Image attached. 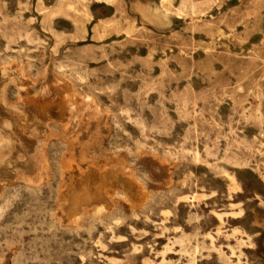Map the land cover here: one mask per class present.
Here are the masks:
<instances>
[{
  "label": "rangeland",
  "instance_id": "1",
  "mask_svg": "<svg viewBox=\"0 0 264 264\" xmlns=\"http://www.w3.org/2000/svg\"><path fill=\"white\" fill-rule=\"evenodd\" d=\"M183 1L0 0V73L12 59L49 84L63 61L86 70L112 113L90 156L127 158L153 195L144 208L122 200L117 222L90 212L72 226L56 170L39 187L13 182L0 198V264H264V0H190L179 14ZM163 5L162 25L142 10ZM38 88L19 101L10 84L0 123L16 124L17 110L62 125L67 104ZM14 128L7 143L24 162L37 142ZM63 150L51 144L54 163Z\"/></svg>",
  "mask_w": 264,
  "mask_h": 264
},
{
  "label": "bare ground",
  "instance_id": "2",
  "mask_svg": "<svg viewBox=\"0 0 264 264\" xmlns=\"http://www.w3.org/2000/svg\"><path fill=\"white\" fill-rule=\"evenodd\" d=\"M162 7L161 10H147V12L157 14V21L160 25H162L167 18V14L164 12L168 13V10L164 8V5ZM188 8L194 11V6L190 3V0H184L177 12L179 14L183 13V11ZM132 32L133 28H130L126 34L129 36ZM59 38L61 37L59 36ZM57 68L58 70L55 73L60 77H58L53 84H49L43 81L45 76L40 77L38 75H33L26 62L24 63L20 60L12 59L3 63V66L1 67L0 101H2L3 104L7 101L6 91L10 84L16 85L19 91V101L21 100L24 91L28 92L36 86L39 87V90L37 89V91L42 99L59 107L67 104V114L64 113V115H61L62 125L53 126L44 121L35 112L33 120L28 121L21 112L19 113L15 110V113H17L15 114L17 117L15 121L16 124L10 123L9 125L6 122L0 123V198L4 196L9 184L17 181H24L28 186L39 187L40 185H43L44 182H50L53 176H55L54 170H56V174L59 175V192L57 201L55 200V202H57L58 208L61 212V220H66L70 224L73 223L72 226H78L81 221L92 212L95 217L94 221L103 222L106 218H110L117 222V220H119V213L116 212L118 203L124 200L126 203L128 202L130 204L132 209L144 208L150 202L153 195L151 191L148 190L145 180L138 175L133 164L127 158H124L116 152L103 160H98L96 157L90 156L91 153H89V151L92 148L91 146L97 141L102 129L109 125V119L112 117V113L103 104L101 98L91 90L90 85L92 84V81L89 79L90 75L86 70L81 69L79 65L70 64L67 61H63V64H59ZM18 121L24 125H19ZM30 122L31 125H29ZM14 126H17L18 129L22 128V135L26 134L37 142L36 148L33 150L34 154L27 156L24 162H19L12 155L16 151L13 143H7V141L11 142L7 140L9 138H12L14 141ZM54 141H58L64 146V150L57 158L56 163H54L55 161L50 156V146ZM137 143L140 142L138 141ZM141 147L140 149H142ZM24 150L30 151L23 147V151ZM140 152H142V150H140ZM30 153L31 152H29V154ZM142 153L143 154L139 153V155H144V150ZM128 154H130V152ZM156 155L158 154L156 153ZM164 161H170L171 163L173 160L167 159ZM88 177H92L95 181H91L90 179L87 180L86 178ZM230 179L231 186L234 189L239 190V182L236 176L232 175ZM169 182H172V180ZM196 196L197 195H195V197ZM200 196L197 197L200 199ZM203 196L205 198V195ZM25 198L23 199L26 200ZM69 198H71L70 201ZM241 213L244 212L242 211ZM218 218L220 217L218 216ZM221 219L222 218H220V220ZM190 220L191 219H189V221ZM34 227L33 229H35ZM46 231L49 232L48 230ZM49 240L51 241V239ZM184 243L182 244L185 245ZM55 245L58 246L59 244L57 245V243H55ZM185 251L187 252V250ZM233 253H235V251H233Z\"/></svg>",
  "mask_w": 264,
  "mask_h": 264
},
{
  "label": "crops",
  "instance_id": "3",
  "mask_svg": "<svg viewBox=\"0 0 264 264\" xmlns=\"http://www.w3.org/2000/svg\"><path fill=\"white\" fill-rule=\"evenodd\" d=\"M139 9H140V8H139ZM148 9H150V8L147 7V8L142 9V10L145 12V10L147 11ZM147 13H149V14H148L149 17H152V18L154 17V18L157 20V14H156V13H150V12H147ZM157 22H158V21H157ZM159 25H160V24H159Z\"/></svg>",
  "mask_w": 264,
  "mask_h": 264
}]
</instances>
